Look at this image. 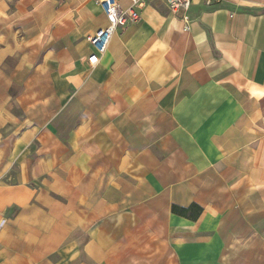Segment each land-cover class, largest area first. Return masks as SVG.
I'll use <instances>...</instances> for the list:
<instances>
[{
    "label": "crops",
    "instance_id": "obj_1",
    "mask_svg": "<svg viewBox=\"0 0 264 264\" xmlns=\"http://www.w3.org/2000/svg\"><path fill=\"white\" fill-rule=\"evenodd\" d=\"M98 1L0 0V264H264V0H144L90 68Z\"/></svg>",
    "mask_w": 264,
    "mask_h": 264
},
{
    "label": "built area",
    "instance_id": "obj_2",
    "mask_svg": "<svg viewBox=\"0 0 264 264\" xmlns=\"http://www.w3.org/2000/svg\"><path fill=\"white\" fill-rule=\"evenodd\" d=\"M130 5L127 8L122 7L119 0H99L98 3L105 14L108 25L101 27L88 37L91 45V53L87 59L90 68H95L100 62V58L107 52L110 41L119 28H124L140 20L138 8L143 5L144 0H129ZM170 12L176 15L183 10L185 25L184 32L190 30L187 12L192 6L194 0H164ZM210 2L211 0H203Z\"/></svg>",
    "mask_w": 264,
    "mask_h": 264
},
{
    "label": "trees",
    "instance_id": "obj_3",
    "mask_svg": "<svg viewBox=\"0 0 264 264\" xmlns=\"http://www.w3.org/2000/svg\"><path fill=\"white\" fill-rule=\"evenodd\" d=\"M173 210L175 211V212H181V213H183V214H185L188 210H185V209H180V208H178V207H176V206H174L173 207Z\"/></svg>",
    "mask_w": 264,
    "mask_h": 264
}]
</instances>
